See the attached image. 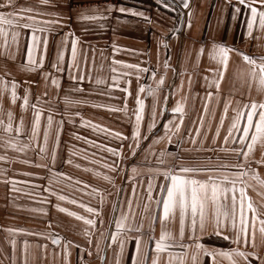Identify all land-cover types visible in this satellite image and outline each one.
Segmentation results:
<instances>
[{
    "label": "crops",
    "instance_id": "crops-1",
    "mask_svg": "<svg viewBox=\"0 0 264 264\" xmlns=\"http://www.w3.org/2000/svg\"><path fill=\"white\" fill-rule=\"evenodd\" d=\"M2 2L4 0H0V3ZM168 3L169 8H164L159 0H51L50 4H41L40 0H15L13 6L0 8V13L5 15L18 12L22 7L32 8L33 11L21 15L33 17L35 23L32 20L22 19L21 24L33 23L34 27L51 28L55 25L45 22L58 20L64 25L55 32L37 33L42 40L44 36L48 37V47L46 54L42 51V44L37 48L36 59L39 61L43 54L44 63L42 68L31 72L24 67L27 63V44L30 42L31 30L18 28L15 25L4 26L9 33L10 47L6 50V55H0V88L7 86L6 91L0 93V107L3 109L0 115L7 123V113L11 111L14 116V126L23 119L25 128H30L33 122L32 105L37 104V97H40L37 108L46 111L41 114L40 137L33 142L32 147L43 144V132L47 130L49 111L54 113V117L49 130L50 139L45 145L47 151L42 156H38L32 148L19 150L29 143L27 137H16L0 129V143L4 145L0 147V156L6 157L0 160V264H116L118 246L113 244L109 248L111 241L104 240L99 231L91 228H89V234L92 243L89 244L83 235L84 229L88 226L68 213L74 212L90 218L85 209L79 206L80 203L98 209L102 207L105 225L101 226L97 222V228H106L109 233L115 231L114 225L109 221L114 220L121 209L126 213L134 211L136 220L139 222L144 212L143 205L148 203L145 191L149 175H151L148 169L165 167L155 163L156 156L161 151L175 152L189 163L193 157L203 159L209 155L213 156L216 163L238 162L235 156L220 153V161H215L217 154L195 151L196 148L201 147V140L205 134H207V140L204 141L203 148L221 146L231 122L232 108L237 107V100L243 103L249 96L245 81L251 66L240 55L230 52L227 66H221L224 71L221 79L219 74L208 71L218 67L209 59L208 51L214 42L223 43L226 46L238 48L241 53L253 56L259 63L260 57H264V35L254 32V36H258L257 39L246 37L245 22L248 19V13L244 6L237 4L236 0H232L231 4L228 0H188V8L183 7L181 0H168ZM234 6L240 7L239 14L234 12ZM121 7L143 12L148 20L145 21L144 18L132 16L129 13H120L118 9ZM257 7L260 6L257 5ZM108 8L112 11L108 12ZM81 14L97 15L103 18L82 21L79 19ZM14 31L20 33L18 47L11 43V33ZM68 33H74L80 41L77 45L75 60L79 68L72 67L71 37H69L68 46L64 49V61L61 64L65 71L57 72L51 68V62L55 59L58 46ZM201 48L205 49L203 53L200 52ZM13 54H15L14 60L10 58ZM165 61L169 65L167 68L163 67ZM121 64L139 65L140 68H148L150 71L139 74L140 78L137 79L135 69L122 67ZM113 67L117 69V72H112ZM69 72L74 75H84L86 79L77 85L69 78ZM153 72L156 73L154 77ZM122 73H130V75H122ZM45 74L48 76L47 79ZM114 76L119 78V84L111 87V97L115 99L110 98L109 95L100 94L113 85ZM205 76L209 80L219 81L218 94L215 86L206 87ZM161 77L165 79V84L157 89L155 101L153 97L147 95V91L138 92L140 86H145L147 89L150 85L156 89V82ZM52 79L58 81V87L52 83ZM98 79L105 83L97 85L95 81ZM11 83L19 84L16 93L20 97L24 96L25 90L30 92L29 105L26 109L23 107L22 99L12 102ZM77 86L85 91L72 92V89ZM124 88H127L128 92L121 91ZM207 91H212L214 97L209 104L207 114L204 115L201 135L197 138L196 145L188 142L182 145L183 149H192L190 153L184 152L176 145V137H173L171 144L167 139L153 144L152 134L148 133V124L152 119L150 114L153 109L157 113L156 127L153 129L157 138L163 136L165 124L173 120L172 108L178 104L183 105L185 109L183 129L195 128L196 125L192 122L203 113L202 98ZM66 95H70L72 99L79 100L81 103L66 108L63 102ZM138 96L144 100V119L140 125V148L136 150L137 155L132 156L128 147L135 143L131 139L132 132L135 130L131 110L138 107L136 104ZM251 97L260 98L255 86L251 91ZM226 99L231 100L232 104L217 143L213 145L212 139ZM125 100L129 109L128 114L108 110V107L123 108ZM93 105L104 107H93ZM129 116H132L131 121L128 119ZM85 121L90 122L89 126H82ZM91 125H98L112 132H120L129 139L123 142L110 139L98 129L94 131ZM58 131L59 144L57 145ZM146 133L149 138L143 140L142 137ZM74 134L86 140L95 141L97 144H105L107 147L120 148L122 143L119 171L110 172L102 167L105 163L111 164L116 157L90 146L84 140L75 139ZM149 146H151V152L155 154L151 158L152 163L141 164L145 153L149 151ZM53 156H55V162H53ZM84 156H87V159ZM262 158H264V150L258 145L252 154V159L258 161ZM69 159L72 161L71 164L67 162ZM92 161H98V163H92ZM134 162L137 166L135 174L133 173ZM36 165H48V167ZM253 167L257 168L258 173L264 177V165L254 163ZM85 169L91 171H85ZM57 172L62 176L55 175ZM97 172L101 175H95ZM103 175L111 176L114 183L103 180ZM134 175L135 179H133ZM64 177H71V179ZM76 181L79 183L77 184ZM133 186L138 189V198L132 195ZM93 188L98 189V193L86 195ZM258 191L264 192V189H258ZM258 191L250 189L248 195L253 200H260ZM52 192L57 195H52ZM58 195H65L69 199L77 200L78 203L59 201ZM102 199L103 205L100 203ZM129 199L132 200L131 209L125 207V201ZM57 205L67 211H59ZM113 205L116 206V211L111 210ZM148 223V219H145V228L148 227ZM178 227L177 223L173 226V231L178 232ZM214 228L215 225L212 222L206 225L200 238L202 245L209 249L237 247L231 243V239L235 238L232 232L223 233L230 237V240L226 241L223 235L213 234ZM9 229L13 231L10 232ZM160 234V224L157 222L154 235L159 238ZM129 235L135 236L137 233L133 232ZM53 239H59L60 242L54 244ZM251 239L249 235V240ZM68 241L73 243L68 244ZM185 243L190 244L191 241L186 237ZM65 245L70 253L67 257ZM73 245H79V247ZM134 249L135 241L129 240L124 248L122 264H129V258ZM243 250L254 254L251 264H264V260L257 258V256L264 257V237L259 232L255 235V247L248 245L244 246ZM171 251L185 250L176 248ZM149 253L152 254L151 247H149ZM166 260L167 252L161 254L159 264H166ZM188 264H191L190 260ZM203 264H211V257L205 256Z\"/></svg>",
    "mask_w": 264,
    "mask_h": 264
},
{
    "label": "snow or ice",
    "instance_id": "snow-or-ice-1",
    "mask_svg": "<svg viewBox=\"0 0 264 264\" xmlns=\"http://www.w3.org/2000/svg\"><path fill=\"white\" fill-rule=\"evenodd\" d=\"M164 8H169L170 5L168 0H159ZM184 8L189 7L188 0H181ZM237 4L244 6L248 13V19L246 20V37L251 39H257L258 36H254V32L264 35V0H236ZM41 4H50L51 0H40ZM231 4L232 0H228ZM15 4V0H4L0 3V8L11 7ZM259 5L260 7H257ZM32 8H20L18 12L8 13L7 15L0 13V55H6V50L9 49L10 43L8 40L9 33L5 29V25L13 26L18 28L30 29L31 37L30 42L27 44V63L24 65L28 71H37L43 67L45 56L42 54L39 61L36 59V50L42 44L43 53L46 54L48 47V37L44 36L43 40L37 33H51L57 31L59 27L64 25L60 21H50L55 27H34V18L31 16H23L22 13L31 12ZM108 12L112 9L108 8ZM120 13H129L132 16L142 17L145 21L148 17L143 12L133 11L132 9L119 8ZM241 11L240 7L234 6V12L239 14ZM98 18L97 15H86L81 14L79 19L82 21H95ZM235 18V17H234ZM27 19L32 20L33 23H20V20ZM19 32L11 33V43L16 44L18 47ZM71 37V57L72 67L79 68V65L75 63L77 57V45L79 44V38L75 37L74 33H68L64 40L61 41L55 53V59L51 62V68L57 72L65 71L61 67L64 61V49L68 46V39ZM204 48L200 49L203 53ZM234 52L242 57L250 66V72L248 78L245 81L248 86L249 96L245 98L246 102L236 101L237 107L232 108L233 115L231 122L227 129V135L224 136L223 142L220 147H208L203 148L204 141L207 140V134L201 140V147L196 148L197 153L206 152L217 154L215 161H220V153L225 155H231L238 158V162L235 164L216 163L213 160V156L209 155L200 159L193 157L191 162L185 160L184 157L178 155L175 152L161 151L156 156L155 163L158 165H164L165 167L149 168V175L145 191L147 193V201L143 205L144 212L140 216L139 222L136 220V214L134 211L126 213L123 209L119 211L118 216L109 221L110 224L114 225L115 231L109 233L106 228H97V222L101 226L105 225V220L102 215V207L94 208L83 203L79 206L84 208L89 214L90 218H85L83 215H77L74 212L68 213L71 216H75L76 219L82 220L88 227L84 229L83 235L87 239L88 243L91 244L92 240L89 234V228L95 229L100 232V235L104 240L111 241L108 247L111 248L113 244H116L119 248V253L116 254V264H122L124 256V248L129 240L135 241V249L129 258V264H159L162 253L167 252L166 264H188L189 260L191 264H203V258L205 256L211 257V264H251L253 253H248L243 250L244 246L251 245L255 247V235L257 232L264 237V192H259L258 189H264V177H262L257 168L253 167V164L264 165V158L258 161L252 159V154L256 150L257 146L264 150V57H260V62L245 53H241L238 48L226 46L223 43L214 42L211 49L208 51V56L211 61H214L218 67L216 69H208L209 72L219 74L220 78H223L224 71L222 67H226L229 60V53ZM11 59H15L13 54ZM120 63V62H114ZM122 67L133 68L136 70L137 79L140 78L141 73H148V68H140L139 65H124ZM168 62L165 61L163 67L167 68ZM112 72H117V69L113 67ZM122 75H130V73H122ZM155 72L152 73L154 77ZM48 76L45 74V79ZM69 78L76 82L77 85L81 84L86 77L84 75H74L69 72ZM113 85L109 86V89L100 94L109 95L111 97V87L119 84V78L113 77ZM191 80V78H189ZM206 81V87L212 88L213 86L219 90V81L216 79L209 80L207 76L204 77ZM27 83V82H26ZM52 83L59 86L56 79H52ZM97 85L105 83L103 80H96ZM157 88L153 89L150 85L140 86L138 89L139 93L147 91V95L153 97L154 101L157 97V89L161 85L165 84V79L161 77L157 82ZM255 86L256 92L260 98H252L251 91ZM19 87L18 83H11V100L15 103L16 100H23V107L26 109L29 105L30 92L25 90L23 97H20L16 93V89ZM7 86L0 88V93L6 91ZM82 87H74L72 92H84ZM121 91L128 92L127 88L121 89ZM214 97L212 91H207L205 97H203V113L198 117L197 120L192 123L195 128L183 129L185 119V109L183 105L178 104L172 108L173 120L165 124L163 136L157 138L153 129H155V118L156 111L153 109L151 112V122L148 124V133L152 134L153 144L160 142L161 140L167 139L168 143H172L173 137H176V145L182 148L183 143L188 142L192 145H196L197 138L201 135V129L203 127L204 115L208 112V107L211 100ZM41 98L37 97V104L40 103ZM65 107H71L73 104H80L81 101L74 100L70 95H66L63 100ZM87 103V101H83ZM219 103V102H218ZM37 104L32 105L33 109V122L30 128H25L23 119L20 120L19 124L14 126V116L11 111L7 113L8 121L4 122L2 115H0V129L6 133L14 134L16 137H27L29 140L28 144H25L20 151H24L26 148H32L33 151L37 152L38 156H42L46 153L47 145L50 139V129L53 124L54 113L49 111L47 116V130L43 132V144L32 147L33 142L37 141L41 133V114L46 111L42 108H37ZM137 108L132 109V116H134L135 130L132 132L131 139L135 141L134 144L128 145L131 150V155H137V149L140 148L141 144V131L140 125L144 119V100L140 99L139 96L136 99ZM232 101L226 99L224 102L222 114L220 116L219 124L216 127L215 134L212 139L213 145L217 143V139L220 136V130L225 123V117L229 112ZM93 107H104L101 105H93ZM109 111L123 112L128 114L129 109L127 107V101L124 102L123 108L108 107ZM0 113H3L2 107H0ZM178 114V115H177ZM132 116H129V121L132 120ZM215 116V112H213ZM62 121L60 122L62 127ZM90 122H83L82 126H89ZM241 124L243 126L241 127ZM93 130H99L110 139L124 140L129 137L124 136L120 132H112L107 128H100L98 125H91ZM182 129L184 134L182 135ZM75 139L84 140L85 143L92 147L97 148L100 151L109 153L112 157H116L111 164L105 163L102 165L103 168L108 169L110 172H118L120 169V157L122 151V143L120 148L107 147L105 144H97L95 141L86 140L84 137L75 135ZM148 134H144L142 139L147 140ZM56 143L59 144V131L56 137ZM229 144L234 146H228ZM3 143H0V147H3ZM147 151L141 161V164L147 165L152 163V156L155 155L150 150ZM184 152H191L192 149H183ZM75 155V153H71ZM95 155V153L93 154ZM87 159V156H84ZM6 159L5 156H0V160ZM53 162H55V156H53ZM69 164L72 163L71 159L67 161ZM92 163H98V161H92ZM37 167H45L48 165H36ZM79 167V165H76ZM228 170V171H225ZM85 171H91L85 169ZM137 172V166H133V173ZM55 175L62 176L61 173L57 172ZM95 175L100 176L99 172ZM204 178L201 179L200 177ZM65 179H71V177H64ZM135 179V175L133 176ZM103 180L109 183H114L111 176L103 175ZM8 182V181H6ZM78 184L79 181H76ZM14 187V183H13ZM87 187V185H85ZM258 191L260 200H253L249 195L248 191ZM47 190V189H46ZM82 191V189H78ZM98 189L93 188L91 192L86 195H93L98 193ZM52 195H57L55 192ZM132 195L139 197V192L136 186L132 188ZM47 198H45L46 200ZM59 201H68L71 204H77L78 201L75 199H69L65 195H58ZM103 205V199L100 201ZM58 210L61 212L67 211L65 208L59 207ZM125 207L128 209L132 208V200L125 201ZM112 211H116V206H112ZM131 216V219H130ZM148 219V227H144V220ZM159 222L161 234L159 238L154 235L155 224ZM212 222L215 225L214 235L222 236L225 231H230L234 234V239H231V243L237 245V247L228 249H209L200 243V238L206 229V225ZM178 223V232L173 231V226ZM259 225V227H257ZM8 231H13L9 229ZM23 231V230H20ZM137 233L135 236L129 235L130 233ZM199 233V235L197 234ZM249 235L252 239L249 240ZM191 241L190 244L185 243V238ZM223 239L230 240L229 236L223 235ZM54 244H58L59 239H53ZM73 242L68 241V244ZM27 247V243L25 244ZM79 247V245H73ZM97 247L99 245L97 244ZM149 247H151V255L149 253ZM182 249L185 251L173 252L172 249ZM104 251V249H100ZM66 257L70 253L67 251V245H65ZM91 255V253H89ZM259 260H264V257H258Z\"/></svg>",
    "mask_w": 264,
    "mask_h": 264
}]
</instances>
